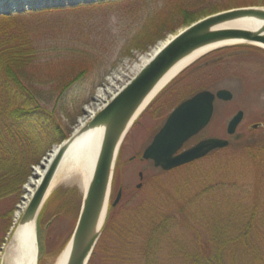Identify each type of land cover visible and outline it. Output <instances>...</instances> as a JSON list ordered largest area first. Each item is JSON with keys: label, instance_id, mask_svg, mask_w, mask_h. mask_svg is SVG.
<instances>
[{"label": "rangeland", "instance_id": "1", "mask_svg": "<svg viewBox=\"0 0 264 264\" xmlns=\"http://www.w3.org/2000/svg\"><path fill=\"white\" fill-rule=\"evenodd\" d=\"M14 2L0 7V22L10 24L34 18L56 24L98 25L111 30L119 55L112 63L113 69L104 79L103 85L95 90L89 104L83 107V115L77 118L76 124L70 126L71 118L76 115L71 107L69 119L60 111L61 104L53 102L47 105L50 111H58L56 119L64 128L69 125L72 134L82 122L90 121L91 112L111 102L142 70L144 61L161 43L193 23L211 16L202 17L205 13L199 14L205 8L208 10L216 2H234L237 5L233 9L264 8V0ZM183 17L186 20L181 19ZM223 89L231 91L234 100L228 103L216 101L213 119L201 137L226 139L230 141L231 147L172 172H163L154 167L151 161L143 160L144 151L167 117L183 101L204 90L216 93ZM239 111H244L245 117L236 134L229 136L228 124ZM259 122L264 123L263 48L248 44L228 45L206 54L181 72L144 111L121 147L111 203L119 191L123 195L112 211L111 226L102 234L95 249L93 264H104L105 260V264L144 263L145 258L140 249L145 237L143 233L134 236L136 232L130 231L143 221L141 216L138 220L134 219L141 205L149 212L148 219L156 216L161 220L164 212L173 217L170 219L169 233L162 242V248L165 249L161 252L164 264H180L181 258L174 255V246L180 243L190 251L197 243L207 239L214 244L231 240V236L238 235L237 231L246 226L247 215L252 213L257 218L249 224L251 234L254 237L264 234V129L255 131L252 127ZM246 145H251L253 149H246ZM55 148L57 146L52 148L40 166L32 169L31 176L25 180L19 194L1 206L8 205L10 213L7 211L4 218L0 219V264H11L7 254L11 244L9 237L17 223L16 216H23ZM140 184L141 188L138 187ZM59 188L63 189L61 195L64 196L54 199L43 218V228L47 226V230L41 231L45 248L41 264L56 263L75 230L78 211H81L84 190L79 175L58 170L50 196ZM249 240L255 241L252 237Z\"/></svg>", "mask_w": 264, "mask_h": 264}, {"label": "trees", "instance_id": "2", "mask_svg": "<svg viewBox=\"0 0 264 264\" xmlns=\"http://www.w3.org/2000/svg\"><path fill=\"white\" fill-rule=\"evenodd\" d=\"M233 4L216 2L199 14L205 13L201 15L203 17L224 12L235 8L237 4ZM181 19L186 20L185 17ZM78 25L34 18L10 24L0 22V219L9 211L8 205L1 206L19 194L32 169L40 166L54 146L71 137L70 126L73 127L77 118L83 115V107L103 85L119 55L110 29ZM53 102L61 104L60 111L69 119V108L76 111L71 125L65 126L67 129L56 119L58 111L48 109L47 105ZM26 131L32 133L25 134ZM246 146V149H253L251 145ZM62 190L59 188L51 194L38 220V264L42 263L45 254L41 231L45 232L47 226L43 228V218L54 199L64 196ZM141 206L134 219L141 216L143 221L130 231L136 232L134 236L143 233L145 237L140 249L145 258L143 264H164L162 242L169 233L173 217L164 212L161 220L156 216L148 219L149 212ZM114 209H110L103 234L111 226ZM247 216L246 226L237 231L238 235L231 236V240L214 244L207 239L190 251L180 243L174 246V255L181 258L180 264H264V234L256 237L251 234L249 224L257 216L254 213ZM249 237L255 241H250ZM95 253L96 250L89 264H93ZM108 259L113 261L109 256Z\"/></svg>", "mask_w": 264, "mask_h": 264}, {"label": "water", "instance_id": "3", "mask_svg": "<svg viewBox=\"0 0 264 264\" xmlns=\"http://www.w3.org/2000/svg\"><path fill=\"white\" fill-rule=\"evenodd\" d=\"M245 19L262 23V26L255 30L221 28L225 24ZM226 42H239L229 45L264 46V8L247 7L220 12L185 28L164 45L142 70L113 97L111 102L81 130L86 132L93 128H104L105 136L92 179L83 195L79 218L69 242L70 251L66 264L90 263L103 234L109 209L110 207L115 208L122 199V191H119L111 204L116 165L124 141L142 115H138V113L144 103L154 93L167 73L181 60L200 48ZM225 46L228 45L218 48ZM233 99L234 95L229 90L223 89L216 93L205 90L182 102L168 116L164 126L146 148L143 160L152 161L154 167L170 172L203 159L214 150L227 148L230 145L228 140L211 138L191 149L183 150L186 143L211 123L215 102L217 100L230 102ZM243 118L244 112L242 111L232 118L227 128L229 136L236 134ZM74 140L72 135L55 150V153L53 151L54 157L46 167L40 185L21 217L19 225L34 222L37 228L41 211L50 197L54 177ZM140 179H143L142 173ZM141 186L140 184L138 187Z\"/></svg>", "mask_w": 264, "mask_h": 264}, {"label": "bare ground", "instance_id": "4", "mask_svg": "<svg viewBox=\"0 0 264 264\" xmlns=\"http://www.w3.org/2000/svg\"><path fill=\"white\" fill-rule=\"evenodd\" d=\"M261 26L262 23L255 22L250 19H245L225 24L221 26V28H248L255 30L257 28H260ZM173 37L161 43L160 46H158L153 51V53L149 55L148 58L144 61V65H146L155 56V54L159 50H161V48H163V46L166 45ZM234 43L239 42H226L217 45L206 46L196 50L195 52L181 60L163 78L154 93L144 103L138 115L143 114V112L149 107L156 96H158L159 93H161L166 87H168L170 83H172L181 72L204 57L206 54L215 50V48ZM258 46H262L264 48L263 45ZM103 108L104 107H100L97 111L91 112L89 119L92 120ZM87 123L88 122H82L80 126L74 131L73 136L75 140L69 146L59 168L60 172L66 170L68 173L72 172L79 175L84 192L92 179L105 136L104 128H93L86 132H82L81 130H83L84 126ZM57 149L58 147L55 148V150ZM55 150L54 153L56 152ZM53 157L54 155L52 154L47 161L46 166L49 165V162H51V158ZM42 174L43 172L41 173V175ZM16 217L17 223L13 227V231L9 239L11 244L9 246L7 260L11 264H37L36 225L34 222L19 225L21 217L19 215H17ZM69 251L70 244L68 243L59 255L55 264H66L69 256Z\"/></svg>", "mask_w": 264, "mask_h": 264}, {"label": "flooded vegetation", "instance_id": "5", "mask_svg": "<svg viewBox=\"0 0 264 264\" xmlns=\"http://www.w3.org/2000/svg\"><path fill=\"white\" fill-rule=\"evenodd\" d=\"M234 100V99H233ZM232 100V101H233ZM221 102H223V101H221ZM231 102V101H230ZM216 103V102H215ZM224 103H228V102H224ZM240 112V111H239ZM242 112H244V111H242ZM244 117H245V113H244ZM168 118V117H167ZM213 119V118H212ZM244 119V118H243ZM167 120V119H166ZM166 120H165V122H166ZM243 121V120H242ZM165 122H164V124H165ZM242 123V122H241ZM164 124H163V126H164ZM210 125V124H209ZM208 125V126H209ZM162 126V127H163ZM208 126L202 131V132H200L197 136H195V137H193L190 141H189V143L187 144V145H185V146H188V147H185L184 146V148H183V150H187V149H191L192 147H194V146H196V145H198L199 143H201V142H203V141H206V140H208V139H211V138H204V137H201V135H202V133L208 128ZM253 126H259V127H256V128H254ZM252 127H253V129H255V131L256 130H261V128L262 129H264V123L263 122H259V123H257V124H255V125H253ZM161 127V128H162ZM161 128H160V130H161ZM159 130V131H160ZM158 131V132H159ZM157 132V133H158ZM221 150H224V149H217V150H214V151H212L208 156H206L205 158H203V159H200V160H198V161H195V162H193V163H191V164H195V163H197V162H200V161H202V160H205V159H207V158H209L210 156H212V155H214L216 152H219V151H221ZM136 158V157H135ZM153 163V162H152ZM141 188V187H140ZM123 195V194H122Z\"/></svg>", "mask_w": 264, "mask_h": 264}]
</instances>
